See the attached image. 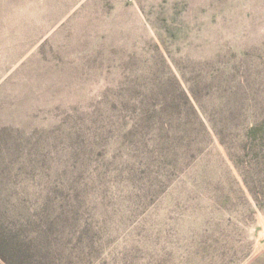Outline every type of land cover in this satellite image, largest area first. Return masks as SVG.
Returning a JSON list of instances; mask_svg holds the SVG:
<instances>
[{
    "label": "rangeland",
    "instance_id": "rangeland-1",
    "mask_svg": "<svg viewBox=\"0 0 264 264\" xmlns=\"http://www.w3.org/2000/svg\"><path fill=\"white\" fill-rule=\"evenodd\" d=\"M153 70L176 114L87 200L106 264H264V0H0V126L88 125Z\"/></svg>",
    "mask_w": 264,
    "mask_h": 264
},
{
    "label": "trees",
    "instance_id": "trees-1",
    "mask_svg": "<svg viewBox=\"0 0 264 264\" xmlns=\"http://www.w3.org/2000/svg\"><path fill=\"white\" fill-rule=\"evenodd\" d=\"M167 84L153 70L143 91L132 92L133 103L92 110L88 125L79 112L78 122L30 133L0 126V264H106L101 221L88 197L109 192L105 183L123 148L132 156L163 117L176 114L172 98L180 89L167 92Z\"/></svg>",
    "mask_w": 264,
    "mask_h": 264
}]
</instances>
